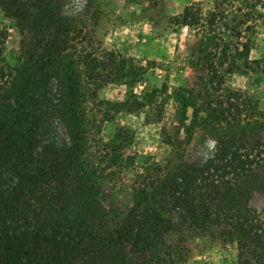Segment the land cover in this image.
Returning <instances> with one entry per match:
<instances>
[{"label": "trees", "instance_id": "obj_1", "mask_svg": "<svg viewBox=\"0 0 264 264\" xmlns=\"http://www.w3.org/2000/svg\"><path fill=\"white\" fill-rule=\"evenodd\" d=\"M213 1L206 13L194 2L175 16L195 29L192 65L202 64L207 76L203 94L187 90L180 103L197 106L206 128L242 132L220 135L206 160L168 171L144 165L133 204L120 212L103 205L91 184L124 166L129 135L96 133L154 94L111 101L98 91L115 81L134 86L143 67L97 45L86 22L56 2L0 0V264H180L183 246L166 240L177 217L221 227L236 242L238 264H264V219L249 204L251 192L264 188V135L252 132L264 131V110L226 85L227 75L261 66L249 54L264 0ZM11 27L22 40L9 58ZM64 102L72 108L70 141L55 124Z\"/></svg>", "mask_w": 264, "mask_h": 264}, {"label": "rangeland", "instance_id": "obj_2", "mask_svg": "<svg viewBox=\"0 0 264 264\" xmlns=\"http://www.w3.org/2000/svg\"><path fill=\"white\" fill-rule=\"evenodd\" d=\"M49 1L58 3L64 14L83 19L97 45L143 67L144 72L134 86L122 81L108 82L98 91L100 99L126 101L132 93L139 98L149 92L154 94V98H145L146 104L136 111L125 109L115 113L114 119L105 122L101 132L96 133V139L103 140L113 137L119 129L129 135L126 146L121 148L124 166L113 178H98L91 184L97 199L107 208L127 211L134 201V179L144 165L156 162L168 171L187 162L206 160L215 153L220 135L242 132L227 124L206 128L202 122L205 114L197 106L185 108L180 103L183 93L190 96L187 90L195 97L203 94L207 76L202 64L192 65V48L198 40L195 29L178 23L175 16L194 2L206 13L213 8V0ZM258 11L261 16L252 35L249 56L251 60H261V66L255 71L256 63H252L254 68L249 67L246 72L227 75L226 85L241 90L264 110V7H258ZM9 30L5 52L12 58L19 53L22 36L16 28ZM71 112L70 104L64 102L55 117L56 127L68 141ZM96 114L99 117V112ZM242 127L249 129L250 125L244 123ZM252 132L264 135V131ZM96 144L92 142L94 151L98 149ZM249 204L264 219V188L251 192ZM227 235L221 227L200 226L177 217L166 240L183 246L187 259L180 264H238L236 242Z\"/></svg>", "mask_w": 264, "mask_h": 264}]
</instances>
